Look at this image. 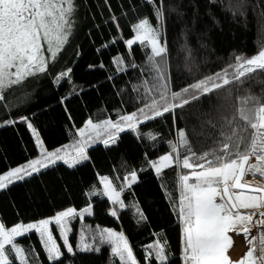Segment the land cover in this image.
<instances>
[{"label": "snow or ice", "instance_id": "obj_1", "mask_svg": "<svg viewBox=\"0 0 264 264\" xmlns=\"http://www.w3.org/2000/svg\"><path fill=\"white\" fill-rule=\"evenodd\" d=\"M183 2L170 0L166 5L164 0H143L144 6L151 10V17L146 15L138 18L130 27L133 36L110 37L109 42H102L101 48L97 50L101 54L103 49L123 43L126 53L124 58L117 55L114 60L110 59V63L120 66L122 71L125 63L133 69L140 67L128 57H134L136 48L143 50L147 62L143 66L144 71L150 77L136 88L143 106L121 115L118 121L93 123L89 120L87 129L79 133L81 141L72 146L73 154L59 148L47 151L39 132L27 116L11 117L14 104L10 98H14L19 89L27 87L39 77L51 75L50 83L55 87L62 86V83L71 84L72 68L59 72L54 71V68L74 34L79 6L76 0H0V116L7 117L0 119V127L26 124L40 149L39 158L0 174V190H9L15 183L41 174L58 161L68 168L87 161L86 147L93 142H100V138L105 135L107 138L102 141L105 147L115 143L118 134L126 130L136 133L138 138L156 140L155 133L143 132L139 126L147 127L148 123L159 118H171L176 141L170 140L168 146L171 151L159 156L156 161H149V164L158 177L173 165L189 170L174 173L180 187L179 199L172 203V210L181 225L179 254L173 259L169 246L162 241L148 244L143 264H264V98L251 94L241 97L231 115L222 116L218 124L212 122L211 113H206L208 119L202 120L201 126L207 125L209 129L215 130L213 134L203 131L197 133L194 131L195 125L190 133L179 124L181 115L190 105L197 102L202 104L205 98H218L222 91L227 92L225 99L231 96L232 89L226 88L230 84L237 87L250 85L252 81L264 84V46L250 57L235 54L222 70L177 86L169 76L168 44L164 36L170 13H175L178 23L183 22ZM205 8V15L217 26L220 25L216 17L217 10L229 15L238 24L243 20L246 29L251 14L258 36L264 37V0H227V3L226 0H205ZM196 11L191 27L185 23L183 31L197 35L200 41V36L207 35L210 26L205 25L200 34L196 33L199 9ZM110 19L119 33L121 29L117 17L113 15ZM200 47L206 48L207 44L200 41ZM185 50L191 52L187 44ZM98 66L101 69L106 67L103 62ZM188 70L192 72L191 67ZM192 75L195 77V73ZM72 93L78 94L74 88ZM68 99L70 95L61 97L59 102L63 105ZM88 130L91 131L86 135ZM193 134L211 140L210 150L202 153L194 151L191 145ZM181 148L183 151H179ZM253 157L256 163H250ZM257 173L261 178L260 185L252 186L244 181L246 174L255 178ZM136 181L137 173L132 172L130 182ZM103 182V195L113 204L123 207L120 192L111 187L107 178ZM240 209L256 211L242 214ZM92 214L90 206L81 210L68 207L53 217L37 222L15 223L13 226L0 222V264H30L25 253L33 252L34 249L24 248L20 238H30L33 233L49 264H65L78 252H100L104 246L110 248L113 264H140L123 232L103 228L85 237L81 231L75 244L70 240L73 231L70 222L83 220L86 215ZM111 215L115 217L116 211H112ZM254 217L258 218L254 220ZM52 225H55L63 251L53 236ZM250 226L257 228L258 235L248 239ZM230 233L243 234L251 246L237 261H233L229 254L233 246ZM31 264H36L35 260Z\"/></svg>", "mask_w": 264, "mask_h": 264}, {"label": "trees", "instance_id": "obj_2", "mask_svg": "<svg viewBox=\"0 0 264 264\" xmlns=\"http://www.w3.org/2000/svg\"><path fill=\"white\" fill-rule=\"evenodd\" d=\"M76 3L79 11L74 34L54 68L56 72L72 68L71 84L62 83V86L55 87L50 83L51 75L39 77L10 98L14 104L11 117L27 116L48 151L77 140L89 120L93 123L118 121L121 115L143 106L136 88L150 78L144 71L143 66L147 62L141 48H136L134 57H128L140 67L133 69L125 63L123 71L120 66L110 63V59L114 60L117 55H121L122 59L126 55L123 43L103 49L102 54L97 51L102 42H109L110 37H132L130 27L138 18L151 17V10L144 6L143 0H108L107 4L105 0H76ZM164 3L168 5L170 0H164ZM197 8L196 33L200 34L205 25L210 26L208 34L200 36V41L207 44L206 48L200 47L197 35L183 31L185 23L191 27ZM181 11L185 13L183 22H177L175 13L167 16L164 36L168 44L169 76L177 86L222 70L235 54L250 57L264 46V37L258 36L251 14L246 29L243 20L239 24L233 22L229 15L219 10L216 17L220 25H214L205 15V0H184ZM113 15L118 19L119 33L110 19ZM185 44L191 52L185 50ZM101 62L106 65L103 69L98 66ZM89 65L97 67L90 68ZM73 88L78 94L72 93ZM226 88L232 89L227 99V92L222 91L218 98H205L202 104L190 105L180 117V126L192 133L195 125V132L213 134L215 130L207 125L201 126V121L208 119L206 113H211L212 122L218 124L222 116L231 115L241 97L251 94L264 98V84L257 81L239 87L230 84ZM66 95H70V99L62 105L60 98ZM6 118L0 116V119ZM171 125V118H159L148 123L147 127L140 125L141 131H152L157 139H141L136 133L126 131L107 147L101 143L89 148L86 151L89 159L73 168L58 163L24 182L15 183L9 190H0V222H5L6 226L27 224L53 217L68 207L81 210L90 206L91 216L70 222L69 226L73 228L70 237L74 244L79 240L81 231L88 237L97 229H117L128 238L140 264H143L148 244L161 241L169 246L175 259L179 254L181 225L172 210L173 200L178 201L180 195L174 173L189 170L173 165L158 177L149 164V161H156L159 156L171 151L168 142L176 141L175 129ZM191 145L194 151L202 153L210 150L212 141L193 134ZM39 153L26 124L0 127V174L39 157ZM132 172L137 173L135 183L130 182ZM126 177L129 179L126 180ZM104 178L109 179L113 188L120 192L123 207L113 204L103 195ZM112 211H116L115 217L111 215ZM243 212L251 214L254 211ZM53 230L57 233L55 227ZM36 237L33 233L27 240ZM43 264L49 262L44 260ZM65 264H113V258L110 248L104 246L100 252H78Z\"/></svg>", "mask_w": 264, "mask_h": 264}, {"label": "rangeland", "instance_id": "obj_3", "mask_svg": "<svg viewBox=\"0 0 264 264\" xmlns=\"http://www.w3.org/2000/svg\"><path fill=\"white\" fill-rule=\"evenodd\" d=\"M85 128L87 129V125H86V127H84V129H82V130H85ZM91 130H88L87 132H86V135L88 134V132H90ZM126 131H130V130H126ZM125 131V132H126ZM121 133H119L118 134V136L120 135ZM92 135H95V133H92ZM117 136V137H118ZM105 138H107L106 137V135L105 136H102L101 138H100V142H93V143H91L90 144V146H87L86 147V151L89 149V148H91L92 146H94V145H96V144H101V143H103L102 141H103V139H105ZM35 139V138H34ZM40 139H41V137H40ZM42 140V139H41ZM81 141V137H80V135H79V137H78V139L77 140H75V141H73L70 145H68V146H65V147H63V148H59V149H66L67 151H70V152H73V154H74V151H73V148H72V146L73 145H76V144H78L79 142ZM111 144V143H110ZM43 146H44V144H43ZM45 148V147H44ZM40 150V149H39ZM56 150V149H55ZM55 150H52V151H55ZM48 151V150H47ZM37 158H39V157H37ZM36 159V158H35ZM58 163H63L62 161H58L56 164H58ZM108 180V182L110 183V185H111V187L113 188V186H112V183H111V181L109 180V179H107ZM104 181V180H103ZM103 189H105V184H104V182H103ZM114 189V188H113ZM248 210H252V209H244V210H240V211H248ZM247 214V213H246ZM53 227H55V226H51V228H52V231H53V236H54V238L57 240V243H58V245H60V247H61V250L63 251V245H62V242L60 241V238H59V235H58V233H56L54 230H53ZM72 228V227H71ZM73 229V228H72ZM109 229V228H108ZM111 230H114V231H116V232H122L121 230H117V229H111ZM70 240L72 241V239H71V237H70ZM73 242V241H72ZM20 243H21V245L24 247V248H32V249H34V251L33 252H26L25 253V255H26V257L29 259V261H30V264H31V261L32 260H35V262H36V264H43V262H44V260H47L46 259V257L44 256V253H43V251H42V249H41V246H40V243H39V241L37 240V237L36 238H32V239H28L27 240V238H20ZM74 243V242H73ZM230 254V256H233L234 254H233V252H230L229 253ZM235 256V255H234ZM236 257V256H235ZM232 260L233 261H236V260H234L233 258H232Z\"/></svg>", "mask_w": 264, "mask_h": 264}, {"label": "bare ground", "instance_id": "obj_4", "mask_svg": "<svg viewBox=\"0 0 264 264\" xmlns=\"http://www.w3.org/2000/svg\"><path fill=\"white\" fill-rule=\"evenodd\" d=\"M259 174L257 173L255 178L251 174H246L244 177V181H246L248 184L252 186H258L260 185V177L258 176ZM242 181V182H244ZM248 211H256V210H248ZM242 214H246L245 212L241 211ZM258 217H254V220L257 219ZM251 227V234L249 235L248 239H251L252 236H257V228L256 227ZM233 237V246L229 249V253L233 252V254L236 256H231V259L233 258L234 260H240L242 256L249 250L251 247L248 242L246 241L245 237L243 234L241 235H236L235 233H230Z\"/></svg>", "mask_w": 264, "mask_h": 264}, {"label": "built area", "instance_id": "obj_5", "mask_svg": "<svg viewBox=\"0 0 264 264\" xmlns=\"http://www.w3.org/2000/svg\"><path fill=\"white\" fill-rule=\"evenodd\" d=\"M250 163H256V161H255V158H254V157L250 159ZM258 176H259V175H258Z\"/></svg>", "mask_w": 264, "mask_h": 264}, {"label": "crops", "instance_id": "obj_6", "mask_svg": "<svg viewBox=\"0 0 264 264\" xmlns=\"http://www.w3.org/2000/svg\"><path fill=\"white\" fill-rule=\"evenodd\" d=\"M72 143V142H71ZM71 143H69V144H67V145H65V146H68V145H70ZM65 146H63V147H65ZM63 147H61V148H63Z\"/></svg>", "mask_w": 264, "mask_h": 264}]
</instances>
